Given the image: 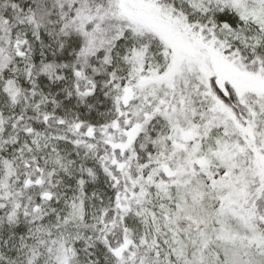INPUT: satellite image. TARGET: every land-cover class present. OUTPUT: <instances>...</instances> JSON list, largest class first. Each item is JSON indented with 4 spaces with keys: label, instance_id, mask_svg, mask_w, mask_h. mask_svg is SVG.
I'll list each match as a JSON object with an SVG mask.
<instances>
[{
    "label": "snow or ice",
    "instance_id": "1",
    "mask_svg": "<svg viewBox=\"0 0 264 264\" xmlns=\"http://www.w3.org/2000/svg\"><path fill=\"white\" fill-rule=\"evenodd\" d=\"M0 264H264V0H0Z\"/></svg>",
    "mask_w": 264,
    "mask_h": 264
}]
</instances>
